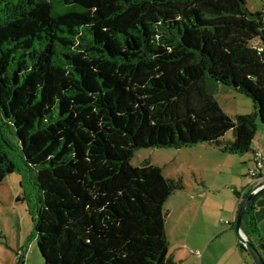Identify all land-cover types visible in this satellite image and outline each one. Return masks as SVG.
Here are the masks:
<instances>
[{"label":"trees","instance_id":"obj_1","mask_svg":"<svg viewBox=\"0 0 264 264\" xmlns=\"http://www.w3.org/2000/svg\"><path fill=\"white\" fill-rule=\"evenodd\" d=\"M216 84L257 112L231 119ZM256 118L264 124V11L244 0H0V184L30 179L42 264H180L163 206L185 186L133 167L134 152L243 155ZM254 205L241 228L264 260Z\"/></svg>","mask_w":264,"mask_h":264},{"label":"rangeland","instance_id":"obj_2","mask_svg":"<svg viewBox=\"0 0 264 264\" xmlns=\"http://www.w3.org/2000/svg\"><path fill=\"white\" fill-rule=\"evenodd\" d=\"M251 13L264 11V0H244ZM213 96L221 110L231 119L238 115L257 112L253 101L235 92L231 87L216 84ZM256 134L251 151L243 155H230L208 145L199 144L182 149H139L130 164L140 167L144 163L157 166L162 175L171 180H181L185 191L167 198L163 210L168 236L169 254L188 256L192 237L204 231H226L211 246L220 247L237 241L230 214L236 203L233 190L240 191L251 183L249 171L255 168L253 152H264V124L256 118ZM229 131L222 141H232ZM260 146V148H259ZM195 196V199H194ZM36 209L34 187L23 174H9L0 184V264H42L36 240L33 237V217ZM191 234L186 240L185 234ZM201 231V232H200ZM209 237V236H208ZM223 246V247H221ZM190 262V260H189ZM190 264V263H187Z\"/></svg>","mask_w":264,"mask_h":264},{"label":"crops","instance_id":"obj_3","mask_svg":"<svg viewBox=\"0 0 264 264\" xmlns=\"http://www.w3.org/2000/svg\"><path fill=\"white\" fill-rule=\"evenodd\" d=\"M260 153H264V152L262 151ZM247 185H245L239 191L241 197L239 200L236 199V203L230 214L231 218H233V221H232V224L230 223L228 224V227H229L228 230L229 229L234 230L233 224L235 221L237 209L239 207L240 202L242 201V197L244 193L247 192L246 190L248 188ZM194 199H195V196H194ZM254 217L256 219V222L258 223L260 233L264 239V195L258 197L255 200ZM227 233H228L227 230L224 232L216 231V230L210 231V232L208 231L201 232L192 237V241L194 242V244L192 245L193 247L191 248H194L195 246L196 249H191L190 255L186 257L184 256L175 257L174 254L172 255L169 254V256L172 258L173 261L178 262L180 264H187V263H190V264H247L244 256L240 253L238 249L237 241L228 243L226 245V249L224 252L220 251V247L218 248L216 246H211L214 241L220 239L223 235ZM190 235L191 234L189 233V231L185 234L186 240L189 238ZM196 252H199L200 255H197Z\"/></svg>","mask_w":264,"mask_h":264},{"label":"water","instance_id":"obj_4","mask_svg":"<svg viewBox=\"0 0 264 264\" xmlns=\"http://www.w3.org/2000/svg\"><path fill=\"white\" fill-rule=\"evenodd\" d=\"M262 195H264V183L251 189L248 196L240 202L233 224L236 238L249 254L253 264H264V260L253 243L244 234L241 228V221L247 207Z\"/></svg>","mask_w":264,"mask_h":264},{"label":"built area","instance_id":"obj_5","mask_svg":"<svg viewBox=\"0 0 264 264\" xmlns=\"http://www.w3.org/2000/svg\"><path fill=\"white\" fill-rule=\"evenodd\" d=\"M253 161L255 168L249 171L251 177L250 189L257 187L260 184L264 183V155L263 153H253ZM197 255H200L199 252H196Z\"/></svg>","mask_w":264,"mask_h":264},{"label":"flooded vegetation","instance_id":"obj_6","mask_svg":"<svg viewBox=\"0 0 264 264\" xmlns=\"http://www.w3.org/2000/svg\"><path fill=\"white\" fill-rule=\"evenodd\" d=\"M247 191H250L251 189H250V184H249V186H248V188L246 189Z\"/></svg>","mask_w":264,"mask_h":264}]
</instances>
